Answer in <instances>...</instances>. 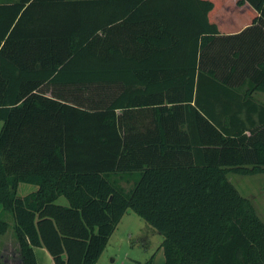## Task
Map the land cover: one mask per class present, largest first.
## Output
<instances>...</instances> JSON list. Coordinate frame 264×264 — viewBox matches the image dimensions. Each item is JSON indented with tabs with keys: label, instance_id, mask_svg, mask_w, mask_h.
<instances>
[{
	"label": "trees",
	"instance_id": "16d2710c",
	"mask_svg": "<svg viewBox=\"0 0 264 264\" xmlns=\"http://www.w3.org/2000/svg\"><path fill=\"white\" fill-rule=\"evenodd\" d=\"M258 92L264 0H0L7 264L34 247L95 264L128 211L165 264H264V222L227 177L264 172Z\"/></svg>",
	"mask_w": 264,
	"mask_h": 264
},
{
	"label": "rangeland",
	"instance_id": "374dc122",
	"mask_svg": "<svg viewBox=\"0 0 264 264\" xmlns=\"http://www.w3.org/2000/svg\"><path fill=\"white\" fill-rule=\"evenodd\" d=\"M255 98L264 103V94L260 92L255 93ZM1 126L2 122L0 121V128ZM227 177L238 192L243 197L251 201L257 215L264 222V172L254 175H240L234 172H229ZM24 188L25 187H22L21 185L18 186V196L23 194L25 190ZM58 203L62 205L67 204L66 200L63 198H60ZM130 214V217H126L125 221H123L116 233L117 236L121 237V242H117V240H115L117 243L108 246L107 250H109V254H111V256L121 259L118 264H121L123 258L126 257L133 260V262L125 260V264H143L150 256H152V254L157 252L163 237L150 226L149 227L151 229L149 230L151 231L147 229L140 230L141 227H146L148 225L138 215L134 214V212ZM10 216L11 215L9 213H2V207L0 206V218L11 221ZM136 231L141 233L137 237L134 235ZM127 232L133 233V236L130 239L128 238ZM132 238L133 240H131ZM111 243L114 242L111 241Z\"/></svg>",
	"mask_w": 264,
	"mask_h": 264
},
{
	"label": "crops",
	"instance_id": "0c3cea01",
	"mask_svg": "<svg viewBox=\"0 0 264 264\" xmlns=\"http://www.w3.org/2000/svg\"><path fill=\"white\" fill-rule=\"evenodd\" d=\"M228 21L229 22L227 23V25L229 26L230 20H228ZM260 93L264 94V92H260ZM20 185L22 187H25L24 188L25 190H24L23 194L21 195L23 197L29 195L32 192H35L37 189L36 186L28 184V183H21ZM130 213H133V212H126L123 215V217L121 218V220L117 224L114 232L110 236L104 251L102 252V254L100 255L99 259L96 261L95 264H118L120 262L119 260H121V259L113 257V256H111V254H109V250H107V247L110 245H113L117 242H121V237L117 236L116 233L118 232V229L120 228L123 221H125L126 217H130L129 216V215H131ZM10 220L11 221H8V219L6 220V221H8L10 228L8 229V231L5 234L0 235V259L3 260L4 264L8 263V256H11V255L14 256V251H15V239H14V233H13V228H12L13 227L12 217ZM142 229L149 230L151 228L149 226H146V227L140 228V230H142ZM149 231H151V230H149ZM127 233H128V238L130 239L133 236V233H131V232H127ZM139 234H141V233L139 231H136L134 235H136L135 237H137ZM115 240H117V242H115ZM131 240H133V238ZM111 241H113L114 243H111ZM33 251H34V255H35V259H36V264H54L52 257L50 256V254L48 253V251L44 247H34ZM152 257H153L152 258V264H165L164 255H163V252H162V249L160 248V246L158 247L157 252L155 254H152ZM125 260H130V262H133V260L126 257V258H123L121 264H125L124 263Z\"/></svg>",
	"mask_w": 264,
	"mask_h": 264
}]
</instances>
